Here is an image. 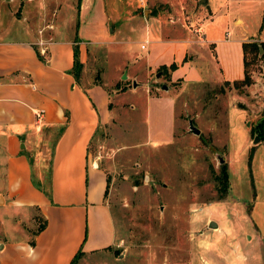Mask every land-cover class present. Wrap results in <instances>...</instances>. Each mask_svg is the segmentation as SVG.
Wrapping results in <instances>:
<instances>
[{
    "label": "rangeland",
    "instance_id": "374dc122",
    "mask_svg": "<svg viewBox=\"0 0 264 264\" xmlns=\"http://www.w3.org/2000/svg\"><path fill=\"white\" fill-rule=\"evenodd\" d=\"M117 3L123 12L132 7L140 20L156 12L167 19L183 18L195 33L187 54L198 60L210 50L198 30L202 17L197 10L204 8V1ZM207 4L212 17L202 21L206 36L220 37L224 30L231 38L238 33L250 36L262 26L264 37V2L207 0ZM77 6L78 0H0V36L17 39L27 33L29 38L44 36L45 41L52 35V25H77ZM192 11L197 13L194 18L189 17ZM235 14L242 25L232 23ZM124 19L125 41L92 46L91 62L81 75L85 83L102 77L111 92L110 119L98 127L88 152L107 175L104 201L112 216L114 243L102 251L80 253L71 264H264V140L259 134L256 142L251 141L264 105V40L253 39L256 54L246 52L250 81L237 87L213 79L173 82L150 71V92L169 89L175 116L170 141L148 142L145 91L140 84L131 87L129 75L142 70L141 61L134 59L146 54L147 49L139 48L144 32L155 36L172 29L160 25L155 15L145 25L133 24L129 16ZM43 41L36 39L38 45ZM117 89L122 91L116 94ZM188 118L199 129L197 134L189 130ZM48 149L43 143L37 154L43 166ZM220 163L226 164L228 187L218 199L214 175ZM22 216L0 204V241L17 240L25 233L21 227L32 236L40 215L36 211L26 220ZM209 220L215 225L208 226Z\"/></svg>",
    "mask_w": 264,
    "mask_h": 264
},
{
    "label": "crops",
    "instance_id": "0c3cea01",
    "mask_svg": "<svg viewBox=\"0 0 264 264\" xmlns=\"http://www.w3.org/2000/svg\"><path fill=\"white\" fill-rule=\"evenodd\" d=\"M118 1L78 0L77 25H52V35L45 41L36 34L17 39L0 36V204L22 213L23 220L36 211L44 220L31 237L21 227L25 233L17 240H1L0 264H69L78 251L93 253L114 243L112 216L104 201L106 173L88 152L94 133L110 119L111 92L102 77L85 83L81 75L91 62L92 46L125 41V16L133 24L145 25L155 15L160 25L172 29L155 36L144 32L139 48L147 49L146 54L134 59L141 61L142 70L129 75L130 86L140 84L145 91L148 142L170 141L175 116L169 89L150 92V71L160 73L157 67L172 61L176 67L163 74L169 81H231L243 75L241 43L264 40L262 26L250 36L238 33L231 38L228 30L220 37L206 36L202 21L212 16L207 0H202L198 30L210 50L195 60L187 54L195 33L183 18L167 19L156 12L140 20L132 7L120 11ZM197 13L192 11L189 17ZM93 14L100 18L91 20ZM232 23L242 25L241 17L235 14ZM37 38L44 43L38 45ZM74 48L81 63L77 77L72 72ZM118 90L114 92L122 91ZM43 143L49 147L45 166L37 157Z\"/></svg>",
    "mask_w": 264,
    "mask_h": 264
},
{
    "label": "trees",
    "instance_id": "16d2710c",
    "mask_svg": "<svg viewBox=\"0 0 264 264\" xmlns=\"http://www.w3.org/2000/svg\"><path fill=\"white\" fill-rule=\"evenodd\" d=\"M254 40L250 41H243L241 43V48H242V64H243V75L241 78L238 79H233L231 81L229 80H223V83L225 84H231L232 86H238L239 84H246L249 83L250 81V76L249 73L247 72L246 69V52L251 50L254 54H256L258 48H257V43H254ZM254 56V55H253ZM173 66H175L174 62H171L169 65H159L156 70H160L161 73L165 74L167 71V68L172 69ZM81 63L77 59V50L74 48L73 49V64H72V72L75 77L78 76L79 71H80ZM151 88V87H150ZM259 124H258V129H259V134L260 138L264 140V105H263V110L261 112V116L259 117ZM214 180H215V191H216V196L217 198H223L227 192V187H228V173L226 170V164L225 163H220L219 164V172L214 175ZM106 186H107V175H106ZM106 186L104 189V195L106 191ZM44 220L41 218V222L38 224L37 228L33 231L34 233L40 230L43 227ZM80 254L79 251L74 254L72 259L70 260V263L72 262L73 258Z\"/></svg>",
    "mask_w": 264,
    "mask_h": 264
},
{
    "label": "water",
    "instance_id": "95a60500",
    "mask_svg": "<svg viewBox=\"0 0 264 264\" xmlns=\"http://www.w3.org/2000/svg\"><path fill=\"white\" fill-rule=\"evenodd\" d=\"M159 74V71H157L155 73V75H158ZM162 87H164V84H162ZM187 123H188V128L191 132L197 134L199 132V129L192 123V120L191 118H188L187 120ZM258 124H259V121H257V123L255 124V134L253 135L251 141L252 142H256L258 139H259V129H258ZM220 161H222V158L219 159ZM208 226H214L215 223L213 220H209L208 223H207Z\"/></svg>",
    "mask_w": 264,
    "mask_h": 264
},
{
    "label": "built area",
    "instance_id": "2783aa9c",
    "mask_svg": "<svg viewBox=\"0 0 264 264\" xmlns=\"http://www.w3.org/2000/svg\"><path fill=\"white\" fill-rule=\"evenodd\" d=\"M140 2H142V1H140ZM140 47H143V44H140ZM41 51H42V53H43L44 50H41Z\"/></svg>",
    "mask_w": 264,
    "mask_h": 264
}]
</instances>
